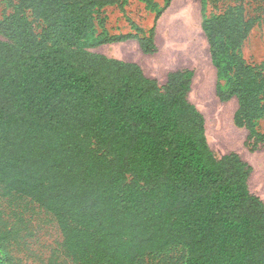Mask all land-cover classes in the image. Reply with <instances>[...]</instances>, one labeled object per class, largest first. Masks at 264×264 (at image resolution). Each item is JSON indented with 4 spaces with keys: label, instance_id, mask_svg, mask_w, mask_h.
Instances as JSON below:
<instances>
[{
    "label": "trees",
    "instance_id": "1",
    "mask_svg": "<svg viewBox=\"0 0 264 264\" xmlns=\"http://www.w3.org/2000/svg\"><path fill=\"white\" fill-rule=\"evenodd\" d=\"M156 11L164 7L141 0ZM0 20V201L30 199L52 214L72 264H140L182 248L184 264H264V202L249 188L253 168L237 153L217 158L203 114L189 100L194 71L161 86L141 66L86 49L95 14L121 0H19ZM137 40L157 52L147 33ZM260 18L231 7L204 20L217 96L236 99V124L264 144V61L242 54ZM42 28L38 34L35 25ZM0 204V264H17Z\"/></svg>",
    "mask_w": 264,
    "mask_h": 264
},
{
    "label": "rangeland",
    "instance_id": "2",
    "mask_svg": "<svg viewBox=\"0 0 264 264\" xmlns=\"http://www.w3.org/2000/svg\"><path fill=\"white\" fill-rule=\"evenodd\" d=\"M10 1L0 0V20L12 12ZM164 7V0H153ZM125 13L117 6L107 7L95 14V30L82 42L91 52L106 55L125 62L137 63L147 77L161 86L168 75L177 70L194 71L189 100L203 114L209 146L217 158L237 153L248 163L253 172L249 180L250 191L264 202V144L255 146L249 141V132L236 124L238 102H223L217 96L218 86L224 88L227 78L214 67L210 47L202 30L205 19L240 6L248 18H260L242 54L250 63L264 61V0H173L155 24L156 11L141 0H121ZM131 18L147 33L155 28L157 52L144 54L137 40L99 45L105 22L109 36L134 33L126 20ZM36 32L42 28L35 25ZM0 40H3L0 36ZM258 131L264 133V119L258 122ZM3 220L13 231L10 252L17 264H72L62 249V234L55 217L30 199L13 195L0 201ZM186 252L174 249L167 255L144 259L140 264H184Z\"/></svg>",
    "mask_w": 264,
    "mask_h": 264
}]
</instances>
